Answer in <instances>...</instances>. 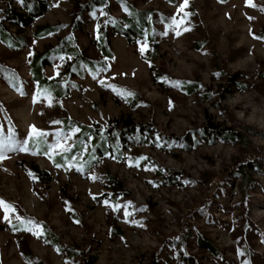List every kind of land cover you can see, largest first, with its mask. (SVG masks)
<instances>
[{
	"label": "rangeland",
	"instance_id": "obj_1",
	"mask_svg": "<svg viewBox=\"0 0 264 264\" xmlns=\"http://www.w3.org/2000/svg\"><path fill=\"white\" fill-rule=\"evenodd\" d=\"M89 1L51 0L20 28L11 17L22 10L21 0H0V28L15 35L14 46L0 38V131L19 142L33 125L69 132L66 117L102 127L130 117L151 125L157 140L133 142L121 159L106 155L89 170L77 161L57 168L30 147L8 152L0 161V199L16 211L8 223L0 209V264H264V129L238 117L252 111L245 105L264 108V0H188L189 15L175 30L170 25L183 16V0H100L94 11L80 13ZM125 2L150 12L153 46L114 32L127 15ZM38 25L58 30L39 38ZM103 33L111 59L97 45ZM69 34L109 67L70 78L62 98L41 95L31 58ZM69 59L51 54L45 74L66 79ZM233 75L238 83L229 86ZM186 83L198 92L187 94ZM105 85L133 93V100ZM232 97L241 102L230 104ZM210 121L236 139L204 136ZM76 138L67 142L72 148ZM47 139L55 143L54 135ZM108 173L122 189L109 187ZM15 216L40 224L43 235L16 230ZM201 238L215 251L203 248Z\"/></svg>",
	"mask_w": 264,
	"mask_h": 264
},
{
	"label": "trees",
	"instance_id": "obj_2",
	"mask_svg": "<svg viewBox=\"0 0 264 264\" xmlns=\"http://www.w3.org/2000/svg\"><path fill=\"white\" fill-rule=\"evenodd\" d=\"M99 1L100 0H91L87 2L85 6L81 8L80 13L85 10L94 11L95 8L101 4ZM219 1L227 2L228 0ZM21 3L23 6L22 10H14L11 17L12 22H16L20 28L31 26L35 19L42 16L51 6V0H21ZM125 4L127 15L122 17L120 22L113 24L115 28L114 32L125 37L130 44H135L139 40L146 39L149 41L150 45L153 46L155 44L154 28L150 12L139 10L131 3L125 2ZM57 30L58 27L56 26L38 25L35 30V35L41 38ZM14 37L15 35L12 34L8 28H0V38L5 44L14 46ZM97 45L106 59H111L113 57L111 42L106 33L101 34ZM51 54L57 56L65 55L67 58L72 57V59H69V64H67L65 70L62 72V75H65L66 79H50L45 74V67L48 64V59ZM105 65H107L106 60L92 59L83 52L78 47L75 37L69 34L47 53L34 54L31 58L30 73L32 80L37 84V88L40 92L52 93L57 98H62L68 95L69 92L68 87L65 85L67 80L74 77H82L86 70L96 72L104 68ZM237 77L238 75L231 76L229 86L233 83H238ZM240 87L244 88V85H240ZM183 89L187 94H193L198 92L199 87L195 83H186ZM129 99L133 100V97H129ZM116 123L117 124L113 126L102 127L87 125L68 117L62 119L64 128L68 130L78 128L80 130L77 132V138L72 151L64 153L65 157L70 158L69 163L77 161L81 165H84V168L89 170L99 162L101 157L106 155H112L117 159H121L123 154L122 149L133 144V142L150 144L157 140L156 134L158 133L151 125L136 124L130 117L118 120ZM119 123L123 124L121 129H119ZM203 133L204 136L211 138L222 136L224 139H236V133H232V131L228 129H223L219 124L213 121H210V124L204 128ZM29 147L38 153L37 155L46 156L41 154V150L46 149L45 144H41L39 148H33L31 145H29ZM72 157H75V159H71ZM50 161L55 167L56 163L62 165L57 168H64L67 165L59 154H54V158ZM105 178L111 189L119 190L123 188V185L113 174L108 173ZM200 245L203 248L215 251V247L208 240L201 238Z\"/></svg>",
	"mask_w": 264,
	"mask_h": 264
},
{
	"label": "snow or ice",
	"instance_id": "obj_3",
	"mask_svg": "<svg viewBox=\"0 0 264 264\" xmlns=\"http://www.w3.org/2000/svg\"><path fill=\"white\" fill-rule=\"evenodd\" d=\"M248 2L249 4H251V0H248ZM187 6H188V0H183V4L178 9V14L183 13V16H181L180 19L173 18V22L170 25V28H172L173 30L178 29L180 25L184 23V19L189 15L187 12H185V8H187ZM187 30L188 29L185 28V31ZM164 34L166 35L167 33ZM176 34L179 35L180 32L176 31ZM147 50H148V43L142 42L139 51L141 53H145ZM61 59L63 58L61 57ZM108 67H109L108 65H105L104 68L99 69V71H107ZM100 82L101 84H104V81H100ZM105 86L112 88L113 91H117V89L114 88L112 85H105ZM175 86L179 87L180 82H176ZM117 94L121 95L125 99L134 95L131 92H123V91H117ZM41 95H44V93H41ZM79 131L80 130L78 128H73L70 129L69 132L60 131L57 133H49L38 129L35 125H33L31 126L26 139L19 142L15 139L14 133H10L8 136L5 137L3 136L2 131H0V161L8 158L7 157L8 152L11 151L27 152L29 151V145H31L33 148H39L41 144H45L46 149H42L41 154L46 155L49 160H52L54 158V154H59L65 160V163L69 167H71V164L69 163L70 158L65 157L64 153L72 151V146L69 145L67 142L72 138L73 133H77ZM53 135L55 136V143H49L47 138ZM33 154H38V153L33 152ZM71 159H75V157H72ZM61 166L62 165L60 163H56V167H61ZM92 179H96V177H92ZM104 203L107 204L108 201L105 200ZM119 207H120L119 205L114 206L115 210H119ZM0 209H2L4 213L3 219L8 223H12L13 214L16 211L14 206L10 205L8 202L4 201L3 199H0ZM125 215H130V214L126 212ZM15 220L18 221V224L13 225V227L16 230L30 231L37 236L43 235L42 226L37 222L30 219L24 220L20 216H15Z\"/></svg>",
	"mask_w": 264,
	"mask_h": 264
},
{
	"label": "clouds",
	"instance_id": "obj_4",
	"mask_svg": "<svg viewBox=\"0 0 264 264\" xmlns=\"http://www.w3.org/2000/svg\"><path fill=\"white\" fill-rule=\"evenodd\" d=\"M241 101L235 97L229 99L230 104L240 103ZM245 107H252V111L245 118L243 111L238 113V117L245 120L246 123L250 125H255L261 129H264V108H260L252 105H245Z\"/></svg>",
	"mask_w": 264,
	"mask_h": 264
}]
</instances>
